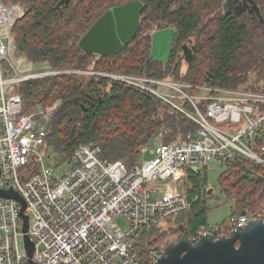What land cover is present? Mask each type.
I'll use <instances>...</instances> for the list:
<instances>
[{"label":"built area","instance_id":"1","mask_svg":"<svg viewBox=\"0 0 264 264\" xmlns=\"http://www.w3.org/2000/svg\"><path fill=\"white\" fill-rule=\"evenodd\" d=\"M27 12L22 4L0 1V189L26 202L34 264H143L142 234L189 211L184 191L189 171L226 172L238 165L246 177L264 180L258 170H264L263 91L129 75L108 77L153 95L196 129L171 144L160 133L131 168L101 159L94 143L81 145L63 164L75 165L59 177L61 167L46 165L41 151L62 101L25 111L20 94L5 90L61 73H38L20 56L14 27ZM83 73L94 75H78ZM158 192L162 196L153 199ZM253 220H264V210L243 216L232 212L227 228L201 226L195 239L229 236ZM25 236L21 205L0 198V264H30ZM161 255L152 249L150 264Z\"/></svg>","mask_w":264,"mask_h":264},{"label":"trees","instance_id":"2","mask_svg":"<svg viewBox=\"0 0 264 264\" xmlns=\"http://www.w3.org/2000/svg\"><path fill=\"white\" fill-rule=\"evenodd\" d=\"M5 5L22 3L26 16L14 27L20 53L36 66L48 65L54 72H96L174 80L193 85L247 88L264 92V22L225 15L224 0H142V23L133 41L113 57L86 54L79 42L108 11L137 0H0ZM264 19V0H254ZM174 28L177 37L167 63L151 58V42L145 34ZM192 42V61L184 46ZM187 69L182 68V64ZM24 110L46 109L58 100L67 104L49 126L45 152L53 151L58 167L74 157L81 145L94 143L100 158L122 161L131 168L140 151L160 133L171 144L196 129L183 115L172 113L159 99L119 81L98 76L60 74L21 84L16 89ZM83 97V98H82ZM52 162V161H51ZM264 173L263 169H258ZM209 171H189L184 191L189 201L187 214L167 221L168 227H150L141 236L143 264H150L149 252L161 254L166 234L172 229L179 239L187 230L197 236L209 225L207 208L214 196L207 182ZM220 192L233 203L236 216L264 210V180L250 179L233 165L220 176ZM223 224L221 227L227 228ZM174 226H178L174 230ZM226 235H229L227 232Z\"/></svg>","mask_w":264,"mask_h":264},{"label":"water","instance_id":"3","mask_svg":"<svg viewBox=\"0 0 264 264\" xmlns=\"http://www.w3.org/2000/svg\"><path fill=\"white\" fill-rule=\"evenodd\" d=\"M63 1L66 6L71 2V0ZM234 4V0H226L224 12L229 13ZM143 10L144 5L141 2L133 1L106 12L81 39L80 49L86 54L107 58L119 55L135 38L140 28ZM254 10L257 17L264 22L259 7L255 6ZM176 37L177 32L174 28L159 30L148 35L147 39L151 40V58L157 62L167 63ZM185 57L191 63L192 52H186ZM60 74H81V72ZM73 102L78 104L77 100L66 102L60 111H63L68 103ZM0 198L14 200L21 205L23 233L26 234L25 247L29 263L34 264L32 261L34 245L27 236L29 217L25 214L26 202L18 194L1 189ZM156 264H264V220L250 221L245 227L237 229L229 236H221L217 239L211 234L195 239L186 230L178 241L166 246Z\"/></svg>","mask_w":264,"mask_h":264},{"label":"rangeland","instance_id":"4","mask_svg":"<svg viewBox=\"0 0 264 264\" xmlns=\"http://www.w3.org/2000/svg\"><path fill=\"white\" fill-rule=\"evenodd\" d=\"M44 0H38V2H43ZM13 4H22V3H13ZM11 5V4H9ZM23 5V4H22ZM25 6V5H23ZM26 7V6H25ZM27 8V7H26ZM156 32L155 30H151L150 32H148L147 34H145V39L147 41H150L149 39H147L148 35L152 34ZM20 56H24L27 57L26 55L20 53ZM98 56V55H97ZM38 69V73H49L51 72V68L48 65H39L38 67H36ZM182 68L184 70L187 69V65L184 63L182 64ZM94 73L93 76H98V77H104V78H108L111 80V77H108L110 75L112 76H117V74H106V73H96V72H91ZM99 74V75H97ZM104 75V76H102ZM83 76H89V74H83ZM106 76V77H105ZM115 81V80H114ZM17 86H13V87H6L5 90L7 93H11V91L16 90ZM63 104V103H62ZM172 113L173 110L169 107V105L163 103ZM150 149H152L154 146L152 144L148 145ZM41 154L44 158V161L46 163V165L48 166H53V167H58V163L57 161L53 160L55 158V153L53 151H49V152H45L43 149L41 151ZM52 161V162H51ZM76 162L73 163V165H63L59 170H58V176L62 177L67 171H69ZM196 169H193V171ZM196 172V171H195ZM223 174V169L222 168H215L214 170H211L208 174V178H207V182H208V186L210 188V190L214 189V193H213V197L209 200L207 208L209 210L208 213V223L211 226H222L223 224H226L225 226L227 227L228 222H229V216L231 214V212L233 211V207L234 204L233 203H228L226 197L220 192L219 187H218V181L220 176ZM157 186V184H151L150 188H155ZM162 193L158 192V193H154L153 194V199L157 198V197H161ZM30 223H33V219L30 220ZM168 222H161L160 226H158L160 229H165L166 227H168ZM174 230H176L178 228H176V226H174ZM179 233L174 234L172 232V229L168 231V234H166V238L163 242L162 245L166 246L172 242H176L179 240ZM164 248V249H165Z\"/></svg>","mask_w":264,"mask_h":264},{"label":"flooded vegetation","instance_id":"5","mask_svg":"<svg viewBox=\"0 0 264 264\" xmlns=\"http://www.w3.org/2000/svg\"><path fill=\"white\" fill-rule=\"evenodd\" d=\"M138 2H141L143 4L142 0H137ZM234 6L232 7V10L229 13H225V15H230L232 18H236V17H242L245 20H248L250 22H252L253 20H255V18L257 17L256 12L254 10L255 6H258L256 4V2L254 0H237L235 1ZM226 3V0H224L223 3V10H224V5ZM144 5V4H143ZM261 12V11H260ZM142 23V14L140 17V25ZM192 45V42L189 41L185 46V54L190 50V47Z\"/></svg>","mask_w":264,"mask_h":264},{"label":"crops","instance_id":"6","mask_svg":"<svg viewBox=\"0 0 264 264\" xmlns=\"http://www.w3.org/2000/svg\"><path fill=\"white\" fill-rule=\"evenodd\" d=\"M232 212H233V211H232ZM232 212H231V213H232ZM230 215H231V214H230ZM229 217H230V216H229Z\"/></svg>","mask_w":264,"mask_h":264}]
</instances>
